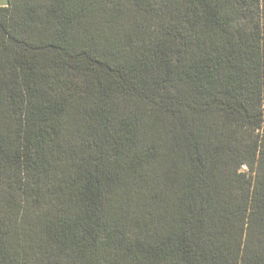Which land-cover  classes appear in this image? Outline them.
Returning a JSON list of instances; mask_svg holds the SVG:
<instances>
[{"label":"trees","instance_id":"1","mask_svg":"<svg viewBox=\"0 0 264 264\" xmlns=\"http://www.w3.org/2000/svg\"><path fill=\"white\" fill-rule=\"evenodd\" d=\"M0 264H264V0L0 6Z\"/></svg>","mask_w":264,"mask_h":264},{"label":"rangeland","instance_id":"2","mask_svg":"<svg viewBox=\"0 0 264 264\" xmlns=\"http://www.w3.org/2000/svg\"><path fill=\"white\" fill-rule=\"evenodd\" d=\"M8 4V0H0V6H6Z\"/></svg>","mask_w":264,"mask_h":264}]
</instances>
